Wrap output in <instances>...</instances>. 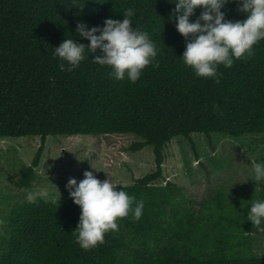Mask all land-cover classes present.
I'll return each instance as SVG.
<instances>
[{
	"label": "trees",
	"instance_id": "16d2710c",
	"mask_svg": "<svg viewBox=\"0 0 264 264\" xmlns=\"http://www.w3.org/2000/svg\"><path fill=\"white\" fill-rule=\"evenodd\" d=\"M241 2L227 0L226 19L245 18ZM127 8L134 9L133 28L147 32L158 48L157 67L148 65L135 83L116 80L86 48L79 66L60 69L51 51L64 39L90 43L76 33L78 22L103 27L107 18L122 20ZM174 9L170 0H0V139H41L31 163L21 164L16 186L32 187L50 136L133 134L139 140L131 150L151 146L156 165L134 183L117 185L143 201L141 217L118 218V229L89 250L74 241L81 209L71 197L14 206L2 224L0 264H264L247 217L262 190L193 198L175 182L159 183L174 137L186 138L195 154L193 134L211 146L213 133L262 134L264 143V39L251 57L220 65L217 83L183 63L186 38L176 29Z\"/></svg>",
	"mask_w": 264,
	"mask_h": 264
},
{
	"label": "clouds",
	"instance_id": "9594fccd",
	"mask_svg": "<svg viewBox=\"0 0 264 264\" xmlns=\"http://www.w3.org/2000/svg\"><path fill=\"white\" fill-rule=\"evenodd\" d=\"M175 4L172 16L176 29L186 38V48L180 56L183 63L199 77L219 82L218 67L230 68L235 59L253 55V46L264 39V0H242L238 10L246 13L244 19H226L222 8L227 0H170ZM197 7L203 10L195 21H190ZM122 20L107 18L103 27H88L78 22L76 33L87 38V45L67 37L52 51L60 61L61 70L72 71L93 54L94 62L109 66V75L116 80L127 78L135 83L148 66H158V48L149 34L133 28V8L123 11ZM99 33V34H97ZM100 50L101 54L97 53ZM252 180L264 182V162H255L251 168ZM79 182L69 178L65 187L81 212L77 226L72 231L74 241L84 250L104 242L105 234L118 229L117 220L131 213L138 220L142 215L143 201L129 195L123 187L117 189L112 179H98L92 171L85 170ZM56 203V196L46 189L28 192L26 200ZM60 199V197H59ZM134 204V206H133ZM248 220L258 231H264V198L254 200L247 211Z\"/></svg>",
	"mask_w": 264,
	"mask_h": 264
},
{
	"label": "rangeland",
	"instance_id": "374dc122",
	"mask_svg": "<svg viewBox=\"0 0 264 264\" xmlns=\"http://www.w3.org/2000/svg\"><path fill=\"white\" fill-rule=\"evenodd\" d=\"M261 136L213 133L211 146L203 134H193L197 154L186 138L174 137L164 150L163 177L159 183L175 182L193 198L218 190L238 191L242 195H254L257 189L264 192L259 187L261 182L251 179L252 164L264 162ZM138 140L129 133L50 136L36 168V180L32 187L20 189L16 182L21 164L31 163L41 139L34 136L0 139V235L4 234L2 224L11 209L27 202L28 192L46 189L59 202L70 197L65 187L69 178L79 182L85 170L92 171L100 180L112 179L117 185L132 184L154 171L155 155L151 146L136 152L131 150V145ZM253 236L254 250L264 257V231L256 230Z\"/></svg>",
	"mask_w": 264,
	"mask_h": 264
}]
</instances>
